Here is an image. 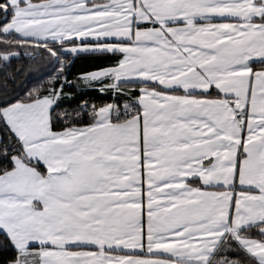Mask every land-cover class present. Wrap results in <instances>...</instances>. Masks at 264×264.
Here are the masks:
<instances>
[{
  "label": "snow or ice",
  "instance_id": "obj_1",
  "mask_svg": "<svg viewBox=\"0 0 264 264\" xmlns=\"http://www.w3.org/2000/svg\"><path fill=\"white\" fill-rule=\"evenodd\" d=\"M0 264H264V0H0Z\"/></svg>",
  "mask_w": 264,
  "mask_h": 264
}]
</instances>
